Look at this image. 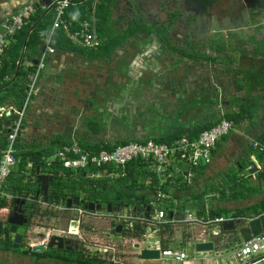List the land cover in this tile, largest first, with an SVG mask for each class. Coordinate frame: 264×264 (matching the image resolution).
Returning a JSON list of instances; mask_svg holds the SVG:
<instances>
[{"label":"crops","instance_id":"obj_1","mask_svg":"<svg viewBox=\"0 0 264 264\" xmlns=\"http://www.w3.org/2000/svg\"><path fill=\"white\" fill-rule=\"evenodd\" d=\"M93 1L95 3L98 0ZM236 2L244 4V0ZM25 5L33 7V14L38 7L44 13H51L53 19V10L45 8L47 5L44 0L39 4H36V0H0V22ZM79 5L85 4L82 2ZM257 10L254 18L264 19V9L259 14ZM210 15L212 23L218 19H214L213 11ZM172 17L169 20L170 24ZM231 17L229 14L223 15L221 20L228 22L229 25L228 20ZM112 20L116 25L117 20L113 18ZM61 26L73 46L56 51L51 45L54 52L47 57L39 75L37 88L29 102L18 139L22 147L20 149L35 152L37 157L45 160V164L53 158L54 152L60 145L66 142L70 144L80 142L86 145L100 142L115 143L133 137H159L173 125L192 130L195 126L214 121L227 112L244 113L241 106L249 107L247 112L245 111L246 118L233 125L229 134L216 143L210 164L197 166L191 185L185 186L178 175L162 182L163 179L151 171L149 164L144 162L146 172L154 173L158 179L154 193L148 186L143 190L149 200L147 203L151 204L157 192L163 193L159 188L167 183V192L163 193L165 199L159 202L158 209L167 210L166 220L172 221L168 223L169 229L161 230V235L152 227L151 231L154 232L152 236H158L164 248L186 251L189 258L184 264L229 263L224 258H217L216 254L231 252L236 245L244 242L239 233L223 231L221 222L211 223L205 227L185 223L181 220L186 214L182 215L179 210L183 209V205L188 206L187 212L204 221L218 220L217 216H221L222 221L237 222L264 214V206H262L264 156L261 157V153L252 145L258 143L264 146V59L262 56L253 55L254 46L250 42L251 37H255L256 40L264 38V34H261L264 31L263 26L256 24L260 32L254 30L253 34H245L242 47L237 45V49L234 44L231 48V33L229 34L228 31L211 32V45H223L226 48L221 52L212 51L210 47L204 53H200L197 47L179 48L169 36L171 37L169 43L173 47L187 51L186 57L172 52L167 47L168 52L164 50L155 53L160 46H157L155 36L152 34L159 33L142 32L114 49L110 56L93 60L87 59L90 54L85 52L83 55L80 49L96 50L95 45L101 44L96 33L94 45L86 47L70 38V33L74 31H69L65 21ZM114 30L119 34L126 28L117 30L115 26ZM134 38H137V43ZM42 46L39 49L40 54ZM235 50L237 53H234ZM23 51L24 49L22 53ZM40 54L33 60L20 58L12 71L13 78L5 77L4 81H10L6 86L20 75L28 79L35 69ZM168 54L172 55L170 60L166 58ZM203 54L210 56L212 61L210 60L209 63L212 66L209 65L204 72H201L191 63ZM226 55L232 56L227 58ZM166 64H170L169 71H166ZM187 69L189 72L186 73ZM235 71L238 73L236 78L232 74ZM176 73L180 75L179 84L169 82L162 77V74L169 78V75ZM252 74L253 78H251ZM6 86H0V98L6 96ZM12 102L9 99L0 106L2 119L0 134L8 129L10 124L6 121L17 110ZM96 125L100 129L94 132ZM1 147L0 142V150ZM30 166L28 164L27 168L29 169ZM177 166L183 167L174 163L171 169ZM253 166L256 172L249 173ZM75 173L76 179L78 176L77 172ZM111 174L115 178L118 176L117 173ZM139 178L138 183H144L145 186L152 181L151 176L146 178L141 175ZM72 187L67 184V191H73ZM131 209L135 210L133 213L135 215L141 213L137 208L130 206L128 209L130 214H132ZM212 231L219 232V236L212 237L210 235ZM132 239L141 240V238ZM202 241L213 243V253L195 252L194 244ZM137 244H139L138 249L145 248V246L140 247V243ZM190 245H193L192 252L187 250ZM155 262L157 261H143L144 264H155ZM137 263L139 261L136 260Z\"/></svg>","mask_w":264,"mask_h":264},{"label":"trees","instance_id":"obj_2","mask_svg":"<svg viewBox=\"0 0 264 264\" xmlns=\"http://www.w3.org/2000/svg\"><path fill=\"white\" fill-rule=\"evenodd\" d=\"M116 1L117 0H98L94 3L93 0H83L81 1V3L83 2L85 5L81 6L79 5L81 3L77 2L69 6V8L66 10L64 21L68 25L69 31L72 32L79 29V24H81L82 22H90L95 30L98 40L101 42V44L95 45L96 50H94V48H84V50L80 49L83 55L85 52L90 54L87 59H102V57L110 56V54L113 53L114 49L119 48L128 39L135 37L142 32L152 31L151 27H146L145 25L139 24L136 20H134L126 28V30L121 31V33L119 34L116 33L114 30L115 21L112 20V8ZM256 9L258 8H255V10ZM51 16V13H44L38 7H36L34 10V14L30 15L29 18L25 20V25L12 38L9 39V45L4 50L2 58H0V86H6L7 83L10 82L4 81L5 77H8L10 79L13 78L12 71L14 70L16 62L20 58L25 57L29 60H33L35 57H38V55L40 54V46L45 43L50 32L52 23ZM250 16V18H253L254 14H251ZM162 29L164 32L160 29H155L154 31H156L157 33L159 30L162 31H159V35L160 37L164 38V36H166L165 29L164 27ZM250 40V42L254 46L252 50L253 55L262 56L264 59V38H261V40H256L255 37H251ZM169 41L170 40L168 37L164 38V43L167 48H169L174 53H178L179 55L186 57L187 51H180L176 49L169 43ZM51 45L56 51L65 49V47L72 48L73 43L65 34L63 26L55 30L51 40ZM23 49L24 51L22 53ZM210 49L212 51L216 50V52H221L225 51L226 48L223 47V45H211ZM187 57L189 56L187 55ZM198 57H200L202 60L204 59L212 61V59H210V56H206L205 54L199 55ZM230 72H232V70ZM232 74L235 75V78L238 75L236 71ZM251 78H253V74L251 75ZM6 87L7 88L5 89H7V94L6 96H4V98H0V106L10 99L13 101L12 103L15 105L17 110L20 109L27 95L28 79L22 78V75H20V77L15 78V80ZM241 108L244 110V113L240 111L238 113L227 112L214 121H208L195 126L192 130L183 128L180 125H173L172 128H170L167 132L160 135L159 137H133L129 140H121L115 143L100 142L90 143L86 145L80 142L77 143L84 151L94 154L102 150L110 151L119 145H126L134 142L144 143L148 140H153L154 142L165 143L168 145L175 140L181 139L182 137L188 138L189 141H195L200 133L206 130H210L222 120L231 122L233 126L240 120L246 118L247 115H245V111L247 112V109H249V107L241 106ZM14 117V115L11 116V118H9L6 123L10 124ZM1 123L2 119L0 118V124ZM96 126L97 127H95L96 130L94 129V132L99 131L100 129L98 125ZM7 133L8 129L2 131L0 134V142L2 146L1 149L5 147V138ZM18 139L19 137L16 141V158L18 160V163L6 179V187L4 191L5 193H7V195L13 197H26L27 194L22 195V192L24 191L23 188L27 190L28 193H34V190H36L37 187H35V184L30 183V180L31 175H34L37 169H39L40 172L51 176L52 179H55L60 184L67 186V182L59 175L63 173L65 176H69L72 171L61 169L60 166H58V164L56 163L48 167L45 164V160H43L42 157H37L35 152L20 149L22 147L20 146ZM63 144H70V142H66ZM64 145L61 144L60 147ZM260 156L262 157L264 155L261 154ZM28 164L31 165L29 169L27 168ZM99 172H101L102 174L117 173L118 176L116 178L104 177L100 180H90L84 176L86 174L85 171L77 172L78 178L76 179L80 180V182L76 183V179H74L73 181L75 182V185L73 186L78 188L86 185L87 189L89 188V191L85 189L84 191L88 193V197H90L92 200H97L101 204L110 203L112 206H116L119 208L133 206V208H137V210H139V207L142 204V198L145 197L143 204H147L148 206H150V204L147 203L149 202V200L146 198L143 190L148 186L150 187L149 189L151 190V192L154 193L155 187L158 186V179L154 175V173L148 174L146 172L144 168V162L142 160H133L125 164L124 167L104 166L99 169ZM141 175L146 176V178L151 176V183L146 186L143 185L144 183L139 184L138 181L139 179H141L139 178ZM184 185L187 186L186 184ZM167 186V183H165L159 189L164 194H166ZM11 205V199L0 197V208H10ZM262 206H264V203H262ZM150 208L152 211V207ZM162 229H169L168 224L157 226L158 234L160 233L161 235ZM145 232V224L141 225L135 222L133 228L126 229L125 232H123L122 236L127 238H139ZM3 247L10 249V246H8L6 243ZM86 264L91 263L86 261Z\"/></svg>","mask_w":264,"mask_h":264},{"label":"built area","instance_id":"obj_3","mask_svg":"<svg viewBox=\"0 0 264 264\" xmlns=\"http://www.w3.org/2000/svg\"><path fill=\"white\" fill-rule=\"evenodd\" d=\"M48 1L49 5L43 7L53 10L50 32L42 46L41 54L35 64V69L28 77L26 98L24 99L22 107L14 111L13 115L15 117L8 126L5 147L0 150V197H6L11 200L17 197L9 196L5 193L6 179L18 163L16 158V141L22 131V125L29 102L35 94L39 75L44 68L47 57L54 52V49L51 47L53 34L55 30L63 24L65 12L69 6L77 2L81 3L83 0ZM40 2L41 0H36V4ZM43 7L40 8L43 9ZM31 14H33V7L31 5H25L21 7L18 12L6 17L0 22V58L7 47L9 39L24 26L25 20ZM70 38L79 44L91 47L96 40L95 30L90 22L85 21L79 24V29L70 33ZM232 129L233 126L231 122L222 120L210 130L200 133L195 141H189L188 138L182 137L168 145L148 140L144 143L134 142L126 145H119L110 151L102 150L94 154L84 151L77 142H73L56 150L53 154V158L48 160L46 165L50 167L56 163L64 170L74 172L85 171L86 174L84 176L86 178L90 180H100L104 177H114L111 173L102 174L99 172L100 168L104 166L124 167L128 162L138 159L148 163L150 170L155 172L159 178L163 179L162 182L172 176L178 175L182 182L189 186L193 182L197 166L210 164L215 144L223 137L227 136ZM252 145L259 153L264 155L263 145L258 143H253ZM174 163L176 165L181 164L183 167L177 166L171 169ZM153 199L154 200L150 204L152 211L150 208L149 217L147 219L144 218L142 213L131 217L119 216L118 218L125 221L128 220V227L131 229L135 222L141 225L145 224L146 232L142 235L144 239H142V241L146 246L158 250L160 260H164L167 264H184L189 258L186 251L164 248L158 236H152V227H154V230L157 232V226L172 222L166 220L167 216L165 211L157 209L158 203L162 199H165V195L161 192H157ZM3 211H7V209L0 208V212ZM181 221L205 227L211 223L218 224L222 220L215 219L213 221H204L196 218L191 212H187ZM210 235L212 237H218L219 232L212 231ZM216 257L224 258L226 262H229L225 264H264V234L252 237L250 241L236 245L231 252H218Z\"/></svg>","mask_w":264,"mask_h":264},{"label":"rangeland","instance_id":"obj_4","mask_svg":"<svg viewBox=\"0 0 264 264\" xmlns=\"http://www.w3.org/2000/svg\"><path fill=\"white\" fill-rule=\"evenodd\" d=\"M236 1L237 0H118V2H116L113 7L112 18L117 20V24L115 25L117 26V30H121L127 28L134 20H136L140 24L145 23L148 26L152 25L157 27H164L170 24V17L173 16L172 19H174L171 20L172 23L168 26L169 29L167 31V34L172 37H170L171 40L173 41V43H176L179 48L192 46L194 48L197 47L200 53H204L209 47H207V45L211 39V32L222 33L228 31L229 34L231 33L230 42H232V45L230 46L232 48L234 44L237 49V45L242 47V41L244 40V38H246L245 34H253L254 30L258 29V26L256 27V24H258L260 27L263 26L264 28L263 17L256 19L254 17L249 18L251 14H255V8H258V10L256 11L258 12V14L262 12L261 10L264 9V0H244V4H238ZM212 11L214 19L218 18L213 23L211 22L210 15ZM227 14H229V16H232L231 18H233H230L228 20L229 25L228 22H224L221 20V17L223 15L226 16ZM191 27L193 31H197L198 34L192 33L190 31ZM161 30L163 31V29ZM152 31H154V29H152ZM258 32L260 31L258 30ZM261 34H264V31L263 33L261 32ZM134 39L135 43H137V38ZM234 53H237V51L235 50ZM231 56L232 55H226L225 57L231 58ZM166 58L167 60H170L169 58H172V55L168 54ZM191 64L192 66H197V69L201 72H204L205 69L210 65L209 61H206L204 59L201 60L200 57H198V60H196L195 62L193 61ZM210 66H212V64ZM187 72H189V69L186 70V73ZM179 76L180 75L177 73L171 74L168 76L169 78L166 79L171 82L175 81L176 78L179 79ZM75 174L76 173L73 172L71 175L64 178V180L70 187L75 185V182L73 181L75 179ZM86 187L87 186L85 185L84 188ZM103 207H105V204H103ZM162 207H164L163 204ZM42 208H44V206H42ZM188 210V206L183 205V209L181 208L179 212L183 215V213L186 214ZM127 211V209H123L116 213L115 211L101 212V214L103 213L102 217L100 218V220H97L96 223L98 226H100L101 231L104 232L109 226V220H111V218L115 216H124ZM7 214L8 211L0 212V222L5 220ZM85 220H87L88 224L90 225L91 222L89 221V219L85 218ZM57 223L58 221L56 220L54 224ZM50 224L51 223L48 221L47 217L40 220V223L37 224L40 227H45L44 230H40V232L45 234V239H47L48 234H55L57 232L56 230H58V227ZM72 224L75 225L76 223L73 222ZM48 226L49 228L46 229V227ZM197 227L198 229H201L200 226ZM114 236H110L108 233H106V235L102 233L101 237L99 235L94 237L86 235L85 244H88L90 254L97 253L106 261L113 260L122 264H136L137 260L139 261V263L137 264H144L143 261L142 263H140V257L135 256L138 250L140 252L141 249L133 247L137 243H140V247L146 246V244L142 241L143 236H141V240L120 237L118 235ZM28 242L35 243L37 242V240L36 238H31L28 240ZM2 248L3 246L0 244V250H2ZM187 250L189 252H192L193 245L187 247ZM229 250L230 249H228V251ZM9 253L10 254L3 255L0 251V258L1 256H7L8 258L11 257L12 259V251H10ZM14 260L15 259L11 260L8 263H4L3 260L0 259V264H10ZM155 264L167 263H165L164 260H160L155 262Z\"/></svg>","mask_w":264,"mask_h":264},{"label":"flooded vegetation","instance_id":"obj_5","mask_svg":"<svg viewBox=\"0 0 264 264\" xmlns=\"http://www.w3.org/2000/svg\"><path fill=\"white\" fill-rule=\"evenodd\" d=\"M142 25L151 27L154 30H161L163 28L152 25L148 26L145 23ZM168 26L169 25L164 26L166 35L164 36V38H169V35L167 34V31L169 29ZM190 31L192 33L198 34L197 31H193L192 27ZM152 33L153 32H149V34ZM152 36H155V43L157 44V46H160V48L155 51V53L163 52L164 50L167 51L166 45L164 43V38L160 37L159 34H152ZM211 44L212 39L208 43L207 47H210ZM190 47L191 46H189L188 48ZM166 66V71H169L170 64H166ZM162 77H165L166 80L167 75L162 74ZM179 81L180 79L176 78V80L172 82L174 84H179ZM39 175L44 174L39 170ZM59 176H61L63 179L68 177L63 173ZM36 178L37 174L35 171V174L31 175L30 180V183L35 184V187H37V189L35 188L36 190H34V193H28L27 190H24L22 192V195L27 194L26 197H17L18 199L25 201L21 206L18 205V207H16L22 210L24 216L27 218V223L21 226H17L16 232L14 234L10 233L11 225L7 223V218L11 212V209L15 207L12 202L11 207L7 209L8 214L5 220L1 222L2 225L0 228V243L2 246H4V244L6 243L8 246H10V249L3 247L0 251L3 252V255H5V253L10 254L9 252L12 251L13 254H11V256H13V258L11 259V257L8 258L7 256H1L0 259L3 260L4 263H8L11 260L15 259L12 262L13 264H86V261L90 262L91 264H122L113 260L106 261L97 253L90 254L88 244H85V236L90 235L94 237L99 235L101 237L102 233L104 235L108 233L110 236L118 235L120 237H123V232H125V230L129 228L128 220H121L118 218V216H115L111 218V220H109V226L104 232L101 231L100 226H98L96 222L102 217L103 213L101 214V212H107L108 204L111 207V211H115V213L123 209L128 210L129 207L119 208L116 206H112L110 203H106L105 207H103V204L88 197V193L84 191V189L89 191V188H84L85 185L78 188L72 187L73 191L70 190L71 192H68L67 186L60 184L55 179H52V177L51 180H48L47 200L46 203H44L40 184L36 181ZM77 182H80V180L76 179V183ZM48 199L50 200V202H48ZM75 199L77 200L75 201ZM42 206H44V208H42ZM131 211L133 214L134 210L131 209ZM132 214H130L128 211V214L126 212L124 216H136L135 214ZM46 217L51 223L50 225L58 227V230H56L58 233L56 232L55 234H48L47 239L44 238L45 234L40 232V230H44L45 227H40L37 225L38 223H40V220ZM85 218L89 219V221L91 222L90 225L88 224L87 220H85ZM56 220L58 221V223L54 224ZM73 222H75L76 224H72ZM118 222L121 223V234H116L115 227ZM48 228L49 226L46 227V229ZM17 235L20 237V243L18 245V248L13 249V241L15 239V236ZM52 237L60 238V241L54 239L51 242ZM31 238H36L37 242L29 243L28 240ZM33 247H42V251H29V249ZM135 256L139 257V254H136Z\"/></svg>","mask_w":264,"mask_h":264},{"label":"water","instance_id":"obj_6","mask_svg":"<svg viewBox=\"0 0 264 264\" xmlns=\"http://www.w3.org/2000/svg\"><path fill=\"white\" fill-rule=\"evenodd\" d=\"M45 5H49L48 0H44ZM35 64V62H34ZM256 172V168L253 166L250 170L249 173H254ZM37 178L36 181L40 184V189L43 194V202L46 203L47 200V187H48V180H51V177L46 176V175H39V169L36 170ZM77 199H75L76 201ZM144 198H142V204L139 207V212H141L144 216V218L149 217V212H150V206H147L143 204ZM12 204L15 205L11 209V212L7 218V223L11 225L10 228V233L14 234L16 232V227L21 226L25 223H27V218L24 216L22 210L18 207V205H22L25 201L20 200L18 198L12 199L11 200ZM48 202L50 200L48 199ZM17 206V207H16ZM92 208V207H90ZM135 211V210H134ZM107 212H111V207L108 204L107 205ZM217 219H221V216H217ZM1 222H0V228H1ZM221 226L223 231H236L239 233L241 238L243 239L244 242L250 241L252 237H256L258 235L264 234V214L255 217L251 216L250 218H245L243 220L234 222L233 220H224L221 221ZM116 234H121V223H117L116 225ZM57 239L60 241V238L57 237H52L51 242ZM20 243V237L17 235L15 236V239L13 241V249L18 248V245ZM51 245V244H50ZM135 248H139V245H135ZM42 251V247H33L30 248L29 251ZM194 250L197 253H205V252H212L213 251V243L212 242H198L194 244ZM139 257L140 260L142 261H159L160 260V254L158 250L148 248L145 246L142 250L139 252ZM113 264V263H112Z\"/></svg>","mask_w":264,"mask_h":264},{"label":"clouds","instance_id":"obj_7","mask_svg":"<svg viewBox=\"0 0 264 264\" xmlns=\"http://www.w3.org/2000/svg\"><path fill=\"white\" fill-rule=\"evenodd\" d=\"M216 145V144H215Z\"/></svg>","mask_w":264,"mask_h":264}]
</instances>
